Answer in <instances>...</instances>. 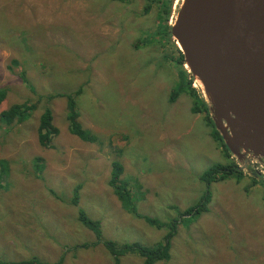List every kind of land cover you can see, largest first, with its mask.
<instances>
[{
    "label": "rangeland",
    "instance_id": "1",
    "mask_svg": "<svg viewBox=\"0 0 264 264\" xmlns=\"http://www.w3.org/2000/svg\"><path fill=\"white\" fill-rule=\"evenodd\" d=\"M147 3L0 0V91L7 92L0 114L14 105L36 107L24 123L0 124V160L10 165L0 193V258L115 264L103 245L87 246L96 239L79 222L78 208L119 245L163 240L167 230L128 213L110 187L112 163L121 161L123 178L137 197L144 196L134 200L139 213L164 223L178 219L172 207L184 212L211 193L207 211L180 220L170 261L157 264H264V169L253 171L232 154L229 159L206 114L193 112L197 104L188 84L199 98L205 95L182 65L176 44L173 52V43L154 44L165 38L154 36L155 12L144 15ZM172 86L188 91L176 103L169 102ZM69 96L96 143L70 132ZM123 106L130 110L121 108L118 116L115 107ZM47 108L59 135L44 148L38 129ZM197 132L198 138L187 140ZM157 137L168 138L164 152L154 148ZM191 144L201 149L197 161L187 156ZM36 158L42 160L40 173ZM232 162L238 171L226 180L206 185L199 179L210 167ZM78 185L81 199L73 206ZM143 263L137 256L121 261Z\"/></svg>",
    "mask_w": 264,
    "mask_h": 264
},
{
    "label": "water",
    "instance_id": "2",
    "mask_svg": "<svg viewBox=\"0 0 264 264\" xmlns=\"http://www.w3.org/2000/svg\"><path fill=\"white\" fill-rule=\"evenodd\" d=\"M171 36L230 154L264 169V0H182Z\"/></svg>",
    "mask_w": 264,
    "mask_h": 264
},
{
    "label": "trees",
    "instance_id": "3",
    "mask_svg": "<svg viewBox=\"0 0 264 264\" xmlns=\"http://www.w3.org/2000/svg\"><path fill=\"white\" fill-rule=\"evenodd\" d=\"M121 2H125V0H119ZM144 15L149 16L153 13V6L148 3L144 6L143 9ZM168 28V27H167ZM159 33H164L162 29H158L154 35H158ZM162 35V34H160ZM163 35H169L168 33H165ZM175 49H177L175 47ZM178 51V50H177ZM179 52V51H178ZM181 63L184 65V57L181 53ZM185 75H183V83H184ZM189 86V93L194 96L196 106L193 107L194 113H205L207 117V121L209 126L214 131V137L215 139L221 143V145L224 148V151L226 154H228V158H231L230 151L228 150L227 146L224 144L222 137L220 133L217 131L214 122L212 119L209 118V115L207 112L209 111L208 106L205 103V100L203 97L198 96L195 89L191 87V83L188 84ZM185 89H181L180 93L177 92V89L175 90V93L171 99V101H175L178 96L183 92ZM82 91H78L77 94H81ZM185 92H188L185 90ZM7 92L0 91V105L1 103L6 99ZM68 98V111L69 116L67 117V121L69 124L70 132L79 137L82 141L87 143H96V137L91 132L85 130L83 126L79 123V112L75 106L74 100L72 97ZM52 99V97H50ZM36 107L34 105H14L9 110L3 111L0 114V124L3 126V124H6L7 126H11L12 124H21L24 123L28 117L29 114L34 111ZM59 131L57 127L53 124V113L50 110V108L45 109L43 114L41 115L39 129H38V141L40 145L44 148H49L53 146L54 140L58 137ZM41 158H36L35 163V171L37 173H40L42 171L43 166L41 165ZM9 162L7 160H0V193L5 188L6 184L4 182L5 176L9 175L10 167ZM238 171V166L232 162L230 166H224V165H215L210 167L208 170H206L204 173H202L200 180L204 182L206 185H210L212 183L221 182L227 179L228 176L236 174ZM124 175V167L123 165L118 162L114 161L112 163V172H111V180L109 182L110 187L114 190L115 195L118 197V199L123 204L124 208L127 210L128 213L132 214L135 218L143 219L146 223L151 225L157 230H167V234L157 244L153 246H143L142 244L138 242H128L124 245H119V243L114 242L112 240H106L101 223L97 220H94L88 216L85 210L78 208L79 211V222L86 227L89 231H91L96 241L87 246L90 247H97L103 245L107 251L110 253V256H112L115 264H121L122 258L125 256H137L143 259V264H157L159 262H168L171 259V250H172V240L177 234V229L180 223V220H182L186 216L191 215H199L202 212L207 211V206L210 202V191L207 190L197 205L187 209L184 212H181L176 207H172L173 210H177L179 213L177 220H171L168 223H164L156 218H151L149 216L143 215L139 213L136 205L134 204L135 198L139 201L144 200V196L140 195V197H137L133 193V187L130 185V181L123 178ZM142 186H138V190H141ZM80 190L81 186L78 185L73 193V198L71 200V203L73 206H78L80 203ZM51 194H55L54 191H51ZM59 198V197H58ZM86 246V245H85ZM64 259H61L60 261H57L56 263H50L48 261L43 260L42 258L38 256H33L31 259L26 261H20V262H11L7 259L0 258V264H63Z\"/></svg>",
    "mask_w": 264,
    "mask_h": 264
},
{
    "label": "flooded vegetation",
    "instance_id": "4",
    "mask_svg": "<svg viewBox=\"0 0 264 264\" xmlns=\"http://www.w3.org/2000/svg\"><path fill=\"white\" fill-rule=\"evenodd\" d=\"M153 6V12H155L156 19V31L162 29L164 33H159L158 35L162 38H165L162 43H154L165 45V42L172 44L170 51L175 50V41L171 36V27L176 19V10H177V0H146ZM158 17V20H157ZM168 27V28H167ZM168 33L169 35H163ZM162 34V35H160ZM157 36V35H154ZM170 41V42H168Z\"/></svg>",
    "mask_w": 264,
    "mask_h": 264
},
{
    "label": "crops",
    "instance_id": "5",
    "mask_svg": "<svg viewBox=\"0 0 264 264\" xmlns=\"http://www.w3.org/2000/svg\"><path fill=\"white\" fill-rule=\"evenodd\" d=\"M129 47L131 46L130 45V43H129V45H128ZM139 65H141V64H139ZM151 68H153V66L151 67ZM138 70H136V72H137ZM122 75H123V72H122ZM124 82L125 83H127L128 81H125L124 80ZM172 89L174 90L173 91V93H172V95L170 96V98H169V102L170 103H176V100L179 98V96L182 94V93H184L185 92V90H183V92L178 96V98L175 100V101H171V99H172V97H173V95H174V93H175V86H172ZM147 93V92H146ZM125 109V110H128V112H129V110H130V107L129 106H123V107H115V113L118 115V116H120L121 114H120V109ZM153 108H154V110H155V112L157 113L158 111H157V104L155 103L154 104V106H153ZM127 114V113H126ZM126 114H123L122 116H126ZM201 132V131H200ZM200 132H197V133H194V134H190L189 136L190 137H188L187 138V140H193V139H196V138H198V136L200 135ZM193 139H192V138ZM168 139V138H167ZM167 139H163V140H161L159 137H157V138H154V139H152V143H153V145H154V148H156V149H159L161 152H164L165 151V149H167V147H168V144H167ZM191 146H192V149L190 148H188L187 150H186V152H187V156L188 157H190V158H192V159H195L196 161H197V159H198V157L195 155L196 153H198V152H200L201 151V149L199 148L198 150H197V148L194 146V145H192L191 144ZM199 146V145H198ZM200 158V157H199ZM201 159V158H200ZM121 162V161H120ZM124 163V162H123ZM124 165V167H125V164H123ZM154 168V167H153ZM152 168V169H153ZM151 169V173L153 172V170ZM125 173H126V169H125ZM200 177H201V175H200ZM200 177H199V179H200Z\"/></svg>",
    "mask_w": 264,
    "mask_h": 264
},
{
    "label": "bare ground",
    "instance_id": "6",
    "mask_svg": "<svg viewBox=\"0 0 264 264\" xmlns=\"http://www.w3.org/2000/svg\"><path fill=\"white\" fill-rule=\"evenodd\" d=\"M188 69V68H187ZM198 84H199V86H201V87H203V84H202V82L200 81V80H197L196 81ZM200 94V93H199ZM242 170V169H241Z\"/></svg>",
    "mask_w": 264,
    "mask_h": 264
}]
</instances>
